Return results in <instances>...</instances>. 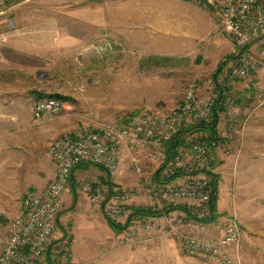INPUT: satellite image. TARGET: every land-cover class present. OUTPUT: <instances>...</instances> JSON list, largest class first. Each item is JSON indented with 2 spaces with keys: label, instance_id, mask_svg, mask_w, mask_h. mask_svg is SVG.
Listing matches in <instances>:
<instances>
[{
  "label": "built area",
  "instance_id": "built-area-1",
  "mask_svg": "<svg viewBox=\"0 0 264 264\" xmlns=\"http://www.w3.org/2000/svg\"><path fill=\"white\" fill-rule=\"evenodd\" d=\"M13 1L21 4L30 0ZM215 2L221 31L228 34L234 62L220 77L207 81L205 95L199 94L197 83L192 80L180 102L171 109L141 108L110 122L79 124L52 139L46 154L55 164L54 177L44 190L26 191L18 214L0 227V264H44V254L58 229L57 217L72 170L88 163L113 177L121 169L124 152L137 175L143 178V158L156 166L159 178L132 187L102 182L81 186L92 209L115 222L125 220L118 238L120 244L147 246L155 239L171 236L187 257L210 264H241L234 253L241 234L237 219L230 217L220 234L210 236L202 217L211 196L208 175L215 171L214 151L229 141L239 127L232 84L255 69L249 62L252 57L264 58V0ZM4 41L5 35L0 33V45ZM103 48L111 50L107 42ZM79 88L83 90L84 86ZM217 103L222 110L214 136L186 137L168 157L166 143L182 128L208 121ZM66 108L62 98L40 99L33 105V119H51ZM137 197L144 199L140 208L156 215L131 217L132 202ZM153 230L158 234L153 235ZM55 252L62 264H73L67 241L55 244Z\"/></svg>",
  "mask_w": 264,
  "mask_h": 264
},
{
  "label": "rangeland",
  "instance_id": "rangeland-1",
  "mask_svg": "<svg viewBox=\"0 0 264 264\" xmlns=\"http://www.w3.org/2000/svg\"><path fill=\"white\" fill-rule=\"evenodd\" d=\"M81 1L89 4L99 0ZM185 1L182 9H176L173 13L180 27H185L196 42L187 51H177L171 57L143 56L142 51L148 52L146 46H142L140 52L134 41L128 44L121 42L119 28H114L112 36L108 32H99L71 55L62 60L49 61L50 66L39 67L31 77L18 75L16 87L20 91L22 86L24 90L19 95L23 96L27 110L37 100L56 95L68 102L69 107L56 117L42 121L32 118L31 127L35 129L64 116L71 117L70 125L65 128L68 129L82 123L117 120L141 108L171 109L180 102L185 87L192 80L200 88L207 87L209 79L220 77L234 59L230 55L228 34L221 31L217 3L215 0ZM69 3L48 8L41 0L21 4L3 0L1 6L4 14L0 20H14L18 25H23L28 20L43 19L42 15L47 10L54 18L60 13L58 19H69L66 16L70 15L75 1L70 0ZM118 5L125 7L127 1ZM131 30L142 31V28L135 26ZM105 42L109 43L111 50L103 48ZM249 62L255 69L246 78L232 84V95L237 98L236 119L239 127L229 141L214 151L217 199L215 210L211 212L208 205L202 220L209 227L208 235L215 236L221 233L230 217H235L241 229L240 239L234 247L235 256L241 264H264V58L252 57ZM80 85L84 86L83 90L79 88ZM26 109L22 107L18 111ZM207 135V132L195 131L186 137ZM50 141L37 140L38 144L33 149L25 147L26 142L19 143L7 150V155L0 157V184L12 180L16 185L0 202L8 211H17L25 192L37 190L35 182H44L48 178L47 173L54 167V162L46 154ZM147 164H144V171L148 175L140 179L138 185L154 179L157 168L148 167ZM73 171L74 177L66 192L72 198L73 190H77V196H84L81 186L87 182L106 183L110 178L112 184L119 185L97 165L89 164ZM142 206L143 203L132 202L134 208ZM210 213H213L212 218L207 220ZM8 220L0 216V227H4ZM123 223L125 220L120 222ZM86 225L92 226L89 222ZM47 251L50 256H56L53 264H62L57 260L53 240ZM44 255L45 259L47 252Z\"/></svg>",
  "mask_w": 264,
  "mask_h": 264
},
{
  "label": "crops",
  "instance_id": "crops-1",
  "mask_svg": "<svg viewBox=\"0 0 264 264\" xmlns=\"http://www.w3.org/2000/svg\"><path fill=\"white\" fill-rule=\"evenodd\" d=\"M41 1L48 8L70 4V0H57L59 2L56 3L55 0ZM74 1L75 5L69 13L72 18L66 16L69 19H58L60 13L54 18L47 10L42 15L43 19L28 20L23 25H18L14 20H0V33L5 35V41L0 45V157L23 142L27 144L25 147L33 149L38 144L37 140H52L70 125L71 117L64 116L33 129L30 125L33 107L27 110L23 96L19 95L24 90L22 86L20 91L16 87L18 75L31 77L34 72H38L39 67L50 66L49 61L62 60L71 55L99 32H108L112 36L114 28H119L121 42L128 44L134 41L140 52L142 46H146L148 52L142 51L143 56L171 57L177 51L191 49L192 44L196 43L190 32L180 27L173 13L176 9H182L185 0H99L89 4L81 0ZM126 1L127 6L118 5ZM2 14L3 7L0 6V17ZM135 26L142 28V31L131 30ZM157 49L159 52H155ZM198 91L200 95H205L206 87H200ZM22 107L26 110L18 111ZM23 132L29 133L22 135ZM146 163L141 158L143 177L148 175L144 171ZM53 165L44 182H35L38 191L44 190L48 180L53 179L56 170ZM147 165L149 167L151 164ZM155 171L154 178H159V172L157 169ZM140 179L142 177L133 171L128 154L124 152L121 169L112 180L120 186L132 187L137 186ZM13 183L11 180L10 183L0 184V202L16 188ZM21 184L23 189V182ZM29 184L32 185L31 182ZM66 192L57 217L58 229L53 242H68L73 264H207L183 255L177 239L171 236L155 239L147 246L120 244L118 238L122 231H115L101 211L92 209L83 192L84 196L81 197L77 196V190H73V198ZM133 201L143 203L144 199L137 197ZM20 205L21 202L18 209ZM18 209L11 212L0 204V216L10 220L19 212ZM88 222L92 226H87ZM151 233L157 235L158 231L153 230Z\"/></svg>",
  "mask_w": 264,
  "mask_h": 264
},
{
  "label": "trees",
  "instance_id": "trees-1",
  "mask_svg": "<svg viewBox=\"0 0 264 264\" xmlns=\"http://www.w3.org/2000/svg\"><path fill=\"white\" fill-rule=\"evenodd\" d=\"M56 97H60L63 98L61 96L56 95ZM64 99V98H63ZM221 105L219 103H217L211 110L210 116L208 118V121L198 124V125H188L187 127H184L180 130V132L174 136L172 139H170L167 143H166V148H167V156L170 157L173 152L176 150L177 147H179L183 142L184 139L186 138L187 134L189 133H193L195 131H204L207 132L208 138H211L214 136V131H215V127H216V123L218 120V112L221 111ZM89 165L88 163H82L77 165L75 168H83L85 166ZM214 165V163H213ZM210 180H209V184H211L210 188H211V196H210V200H209V207L211 209V212L213 210H215V202H216V197H217V176H215L214 173L210 174ZM72 179V177L70 178V180ZM110 179V178H109ZM107 180L106 183H108L109 185H112L110 180ZM158 177L155 176L154 180H157ZM156 215V213H152L150 210L148 209H143L140 207H135L133 209V213L131 217H146V216H153ZM213 213H210V216L207 218V220L212 218ZM107 222L108 224L117 232L122 231L125 228V225H122L118 222H115L112 219L107 218ZM46 254V253H45ZM56 258V256H50L49 251H47V255L46 258L44 259L46 264H53L54 263V259ZM53 261V262H52Z\"/></svg>",
  "mask_w": 264,
  "mask_h": 264
},
{
  "label": "bare ground",
  "instance_id": "bare-ground-1",
  "mask_svg": "<svg viewBox=\"0 0 264 264\" xmlns=\"http://www.w3.org/2000/svg\"><path fill=\"white\" fill-rule=\"evenodd\" d=\"M45 256V255H44Z\"/></svg>",
  "mask_w": 264,
  "mask_h": 264
}]
</instances>
